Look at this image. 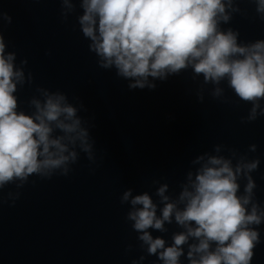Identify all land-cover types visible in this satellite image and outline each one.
I'll return each instance as SVG.
<instances>
[{
	"label": "clouds",
	"instance_id": "obj_1",
	"mask_svg": "<svg viewBox=\"0 0 264 264\" xmlns=\"http://www.w3.org/2000/svg\"><path fill=\"white\" fill-rule=\"evenodd\" d=\"M56 2L62 23L75 17L98 67L115 69L118 78L130 81L129 90H154L153 81L190 71L199 83V102L211 86L214 99L250 105L242 124L264 117V38L241 40L238 29L225 27L236 14L246 15L240 7L244 2L253 4L256 17L264 21V0ZM11 23L0 7V207L14 206L30 177H67L81 154L90 164L96 162L94 141L78 115L83 104L78 108L67 93L36 86V95L27 101L31 111L21 109L16 93L34 78L30 71L26 74L27 59L18 65L17 53L8 51L3 28ZM256 151V144L246 152L216 144L214 154L196 157L193 163L200 166L187 173L178 192L156 180L154 193L124 190L120 204L129 206L125 220L146 254L131 264H143L148 256L156 257L153 264H183L182 257L187 264H251L264 225V204L256 197L252 175L260 158H249ZM8 185L15 190L5 197ZM171 224L179 231L172 233L170 243L153 235L167 233ZM133 247L128 244L125 252Z\"/></svg>",
	"mask_w": 264,
	"mask_h": 264
}]
</instances>
